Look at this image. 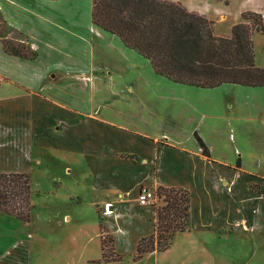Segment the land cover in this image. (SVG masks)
Wrapping results in <instances>:
<instances>
[{
    "label": "crops",
    "instance_id": "1",
    "mask_svg": "<svg viewBox=\"0 0 264 264\" xmlns=\"http://www.w3.org/2000/svg\"><path fill=\"white\" fill-rule=\"evenodd\" d=\"M45 1L55 12L32 11L44 53L20 25L13 27L26 33L35 59L8 53L0 37V147L41 166L42 151L36 150L48 149L55 185L75 182L66 200L58 201L77 208L90 203L121 255L132 256L140 240L155 233L157 210L139 204L142 188L155 195L160 187L188 189L191 219V229L177 233L171 248L143 259L231 264L226 256H214L213 246L240 230L264 238V86L176 83L158 75L118 36L95 26L92 0ZM171 1L208 17L215 32L225 35L217 31L226 20L224 6ZM14 2L0 0L7 22ZM239 10L225 36L244 12L264 18V0ZM258 33L264 36L253 34L255 63L264 68ZM260 184L261 190L251 189ZM0 264L42 262L35 256H0Z\"/></svg>",
    "mask_w": 264,
    "mask_h": 264
},
{
    "label": "trees",
    "instance_id": "2",
    "mask_svg": "<svg viewBox=\"0 0 264 264\" xmlns=\"http://www.w3.org/2000/svg\"><path fill=\"white\" fill-rule=\"evenodd\" d=\"M57 1V0H52ZM92 21L100 29L118 36L153 65L158 75L202 88L225 83L264 86V68L255 63L253 34L264 32L261 14L244 12L232 27L230 37L214 30L215 22L171 0H92ZM5 50L23 58H35ZM26 173L0 171V210L28 220L32 211V187ZM264 192V191H261ZM167 205L156 208L155 233L137 245L134 260L171 248L179 232L191 229L190 191L185 188L158 189ZM106 235H102L103 261H120L123 256H107ZM112 242L113 238L110 236Z\"/></svg>",
    "mask_w": 264,
    "mask_h": 264
},
{
    "label": "rangeland",
    "instance_id": "3",
    "mask_svg": "<svg viewBox=\"0 0 264 264\" xmlns=\"http://www.w3.org/2000/svg\"><path fill=\"white\" fill-rule=\"evenodd\" d=\"M259 1L207 0L212 8L216 6L226 8L225 12L221 13L226 15V20L219 22L217 27V31L225 35L230 34L229 25L234 21V16L240 11L239 9H242L248 2L258 3ZM10 8V10L7 8V18L10 24L2 12L0 13V37L4 39L3 45L6 43L9 51L19 50L30 56L33 51L27 47L29 39L24 32L29 31L30 37L35 36L34 43L40 53H44L46 48L38 39L32 11L47 15L55 12V9L51 8L45 0H17V5L15 3ZM19 25L25 30L13 27ZM261 35V33L256 34V38L260 36L257 43L263 48L264 36L261 37ZM263 52L264 49L259 55L264 54ZM40 151L45 161L43 166L30 165L26 160L23 163V156L13 155L12 157L7 148L0 147V171L5 172L11 169L26 171L31 179L33 206L28 220L19 219L13 214L0 210V256H35V259L42 264H157L156 257H145L135 261L132 257L134 254L131 256L117 253L115 243L109 239L110 235L107 233L102 216L90 203L77 208L66 206L63 201H58L66 200L67 195L74 189L75 182L73 183L72 179H66L63 180L62 185L56 186V172L49 168V150L39 148L36 154L40 155ZM262 188L261 184L251 185V189L261 190ZM152 205L156 208H163L167 205L165 196L159 194L158 190ZM66 214L71 215L73 219H64ZM247 234H243L240 230L227 243L223 242L213 246V255L226 256L228 260H233L231 264H264V238L257 240ZM102 235H106L104 241L106 255L125 256L122 261H103ZM158 264H162V257L158 259Z\"/></svg>",
    "mask_w": 264,
    "mask_h": 264
},
{
    "label": "built area",
    "instance_id": "4",
    "mask_svg": "<svg viewBox=\"0 0 264 264\" xmlns=\"http://www.w3.org/2000/svg\"><path fill=\"white\" fill-rule=\"evenodd\" d=\"M155 199H156L155 193L149 188H142L138 196V202L142 206L152 205ZM110 205L111 204L105 205V209H104L105 213L109 212V208L111 207Z\"/></svg>",
    "mask_w": 264,
    "mask_h": 264
},
{
    "label": "bare ground",
    "instance_id": "5",
    "mask_svg": "<svg viewBox=\"0 0 264 264\" xmlns=\"http://www.w3.org/2000/svg\"><path fill=\"white\" fill-rule=\"evenodd\" d=\"M109 212H110V210H109ZM109 212H108V213H106V214H109Z\"/></svg>",
    "mask_w": 264,
    "mask_h": 264
}]
</instances>
